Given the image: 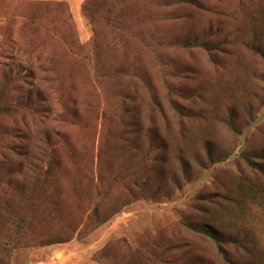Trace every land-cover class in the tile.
<instances>
[{"label": "rangeland", "instance_id": "obj_1", "mask_svg": "<svg viewBox=\"0 0 264 264\" xmlns=\"http://www.w3.org/2000/svg\"><path fill=\"white\" fill-rule=\"evenodd\" d=\"M261 49L264 0H0V264H264Z\"/></svg>", "mask_w": 264, "mask_h": 264}, {"label": "trees", "instance_id": "obj_2", "mask_svg": "<svg viewBox=\"0 0 264 264\" xmlns=\"http://www.w3.org/2000/svg\"><path fill=\"white\" fill-rule=\"evenodd\" d=\"M83 12L85 14H87L86 7H83ZM258 53H260L261 58L264 60V50H262V49L258 50ZM154 107L156 108V110H158L157 113L160 116H163V113H162V110L160 109V107L158 105H155ZM34 109L35 108L32 109V112ZM153 112H155V111H153ZM159 143H160V145L162 144L161 145L162 148L166 147V145L162 139L159 140ZM153 145H152V147H153ZM205 145H209L208 141H206L204 143V146ZM204 152L207 154L208 158H212L211 157V151H210L209 147H207L206 151H204ZM143 159L145 161V158H143ZM179 161H180V165L183 168L184 175L187 176V168H188L187 162L184 161V159H182V157L179 158ZM245 161L250 166L252 165V162L249 161V157L245 156ZM55 162H56V158L54 156H50L47 160V168L51 167L53 165V163H55ZM113 181L114 182H121V183L123 182L122 187H123V190L127 193L128 197L134 198V195H137L139 193H140L139 196H141V197L152 196L153 194H157V192H158V191H153L148 186L147 177H145V178L140 177V173L137 171H129L124 178L122 176L121 177L117 176L116 179H113ZM101 187H103V186L101 185V182H99V180H98L96 182L95 188H97V190L99 191ZM147 193H150V195H147ZM128 201H130V199H126V197H123V199L119 203V205L115 206L114 212L118 211L123 205L127 204ZM92 215H94L96 217L97 225L102 223L105 219V217H103V215L100 214V207L97 205L92 209ZM214 222L215 223L211 222V223L206 225V223H194L187 218H182L180 221V223L186 229H189L192 232L200 234V235H205L206 237L211 239L217 245V250L222 255V257L227 260V258H228L227 251L222 248V244H223L222 242H224V240H222V235L220 236L221 233H220V229L218 227L219 224L217 221H214ZM230 242L233 244H236V245L241 244L240 240H238V239H231ZM244 245H245V243H244ZM166 248L169 249L171 247L168 246ZM130 251H131V249L127 248V252H130Z\"/></svg>", "mask_w": 264, "mask_h": 264}]
</instances>
